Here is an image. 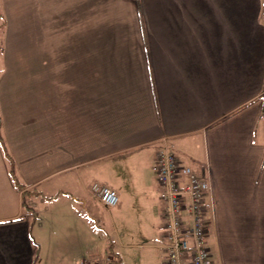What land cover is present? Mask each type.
<instances>
[{
	"label": "crops",
	"instance_id": "0c3cea01",
	"mask_svg": "<svg viewBox=\"0 0 264 264\" xmlns=\"http://www.w3.org/2000/svg\"><path fill=\"white\" fill-rule=\"evenodd\" d=\"M0 6V264H164V145L211 184L215 263L264 264V0Z\"/></svg>",
	"mask_w": 264,
	"mask_h": 264
},
{
	"label": "built area",
	"instance_id": "2783aa9c",
	"mask_svg": "<svg viewBox=\"0 0 264 264\" xmlns=\"http://www.w3.org/2000/svg\"><path fill=\"white\" fill-rule=\"evenodd\" d=\"M155 169L164 206V264H216L209 245L213 210L209 180L184 165L167 145L157 153ZM91 192L108 209L119 204L112 188L94 183Z\"/></svg>",
	"mask_w": 264,
	"mask_h": 264
},
{
	"label": "rangeland",
	"instance_id": "374dc122",
	"mask_svg": "<svg viewBox=\"0 0 264 264\" xmlns=\"http://www.w3.org/2000/svg\"><path fill=\"white\" fill-rule=\"evenodd\" d=\"M1 3V0H0ZM0 15H1V20H0V45L1 43H3L4 41V36H5V29H6V20L4 19V16L2 15V9L0 6ZM1 48V47H0ZM101 205V203H99ZM98 208V216L95 217L94 221H96L97 225L96 227H98L103 233L104 236L109 238V248L106 250L107 254H109V256H113L115 255L116 252V247L117 245V241H118V234L116 231V226L114 224V219L112 221V219H110V217L113 216L114 211H109V209H104L100 206H97ZM93 213H95V211L93 210ZM100 218H102V220H100ZM110 245L112 246V249L110 250ZM102 255H105V251L102 252Z\"/></svg>",
	"mask_w": 264,
	"mask_h": 264
},
{
	"label": "trees",
	"instance_id": "16d2710c",
	"mask_svg": "<svg viewBox=\"0 0 264 264\" xmlns=\"http://www.w3.org/2000/svg\"><path fill=\"white\" fill-rule=\"evenodd\" d=\"M0 18H1V15H0ZM0 144H1L2 148H3V151H4V154L6 156V159H8V161L10 162V166H12V168H11L12 171L11 172H12V175H13V178H14L15 182L18 185V182L16 180V176H15V173H14V170H13V165H12V162L10 160V155L7 152V149L5 147V144H4V141H3V137H2V134H1V118H0ZM111 249H112V246L110 245V250ZM39 255H40V246L36 244V254H35V261L36 262L39 260Z\"/></svg>",
	"mask_w": 264,
	"mask_h": 264
}]
</instances>
